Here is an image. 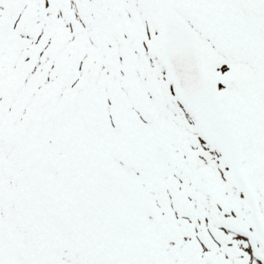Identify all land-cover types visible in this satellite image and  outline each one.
Returning a JSON list of instances; mask_svg holds the SVG:
<instances>
[{
	"label": "snow or ice",
	"instance_id": "obj_1",
	"mask_svg": "<svg viewBox=\"0 0 264 264\" xmlns=\"http://www.w3.org/2000/svg\"><path fill=\"white\" fill-rule=\"evenodd\" d=\"M0 264H264V0H0Z\"/></svg>",
	"mask_w": 264,
	"mask_h": 264
}]
</instances>
